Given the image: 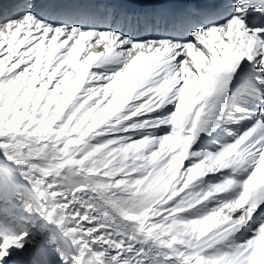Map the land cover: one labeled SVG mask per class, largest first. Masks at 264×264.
I'll return each mask as SVG.
<instances>
[{
  "label": "snow or ice",
  "instance_id": "6c2138e0",
  "mask_svg": "<svg viewBox=\"0 0 264 264\" xmlns=\"http://www.w3.org/2000/svg\"><path fill=\"white\" fill-rule=\"evenodd\" d=\"M0 264H264V0H0Z\"/></svg>",
  "mask_w": 264,
  "mask_h": 264
}]
</instances>
